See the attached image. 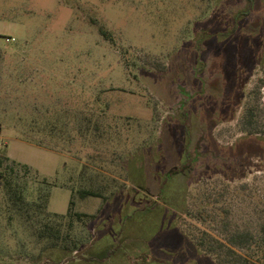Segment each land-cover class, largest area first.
<instances>
[{
	"label": "rangeland",
	"instance_id": "1",
	"mask_svg": "<svg viewBox=\"0 0 264 264\" xmlns=\"http://www.w3.org/2000/svg\"><path fill=\"white\" fill-rule=\"evenodd\" d=\"M263 76L264 0H0V155L15 162L4 164L50 214L74 198L96 216L75 218L87 249L67 262L7 207L0 181V264H218L195 235L221 237L226 217L251 230L264 219ZM250 105L258 135L241 126ZM85 118L107 136L78 134ZM198 148L192 169L161 182ZM114 154L136 156L130 171ZM84 165L121 194L73 197Z\"/></svg>",
	"mask_w": 264,
	"mask_h": 264
},
{
	"label": "trees",
	"instance_id": "2",
	"mask_svg": "<svg viewBox=\"0 0 264 264\" xmlns=\"http://www.w3.org/2000/svg\"><path fill=\"white\" fill-rule=\"evenodd\" d=\"M101 32L103 35L108 36V33L105 30L101 29ZM160 69L164 70L165 66ZM262 88H264V76L259 80L256 91H253L256 94L254 101L258 100ZM241 126L243 131L249 135H258L260 133L258 128L259 126L256 121L255 107L253 105L246 108L245 114L241 120ZM48 128L50 129V134H54L58 127L54 123H48ZM77 131L78 134H82V136L91 133L95 141L101 140L108 134V130L103 127L101 119H95L93 121V119L87 120L85 118L79 125V130ZM98 153L99 154L93 156V161L97 163V159H99L101 162H104L103 157L105 153ZM0 157V168H2L0 170V181L3 183V188L5 190L7 207L16 211L26 221L36 222L31 225L35 231L36 238L39 241H46L48 243V247L50 246L52 248H58L62 251L70 252L72 256L67 259V262L71 263L73 261H80V258L84 256L76 258L73 257V254L80 250L76 239L72 236L75 218L78 219L77 221L86 223V221L90 218L96 219V216L78 212L76 210V202L74 198H72L70 202L67 214H50L47 211L49 198L46 196H39V200L30 201L25 193V188L21 186L16 181L15 176L12 175L14 167L9 164H6L5 166L4 164L9 161L12 164H15V162L5 154L2 156L0 155ZM135 157L136 156L133 155L123 158L121 155H115L114 162L117 161V158L122 159V165H125L123 168L128 172L129 169H127V166H131ZM192 163V160H188L186 166L176 171H183L185 168L190 167ZM24 167L29 170L28 165H24ZM107 179L109 178L103 170H96L91 166L84 165L79 175V188L77 190H73V197L78 195L81 199L100 198L103 202H107L111 196L114 197L116 195V197H118L121 192L118 194L119 192L117 188L116 190L113 189L114 191L112 190V188L116 186V183H118L117 180ZM132 179L133 182H137L134 177ZM138 186H140V184H138ZM121 187H125V185L122 184ZM140 188L145 189L146 187L142 186ZM163 193L164 189L162 190L161 195ZM222 223L224 226L221 229V237L208 231L195 235L194 240L199 250H202L206 254L214 257L218 264L264 263V219L259 223L257 230L243 229L237 225L232 227L230 226L231 224L228 217L223 218ZM118 249L119 247L113 250L110 249L107 257L96 258L94 256L93 258L87 257V259L109 260V258L113 256ZM243 250L249 251V256L244 254ZM148 258L147 256L144 257V255H139L136 259L141 261L140 264H146ZM47 264H53V262L48 261ZM60 264H62V262H60Z\"/></svg>",
	"mask_w": 264,
	"mask_h": 264
},
{
	"label": "flooded vegetation",
	"instance_id": "3",
	"mask_svg": "<svg viewBox=\"0 0 264 264\" xmlns=\"http://www.w3.org/2000/svg\"><path fill=\"white\" fill-rule=\"evenodd\" d=\"M182 104V103H181ZM199 146H200V144H199ZM195 151H196V156L193 154L192 156H190V155H188V158H187V160H186V162H184L182 165H179L178 167L179 168H177L176 170H178V169H180V168H182V167H184V166H186V164H187V161L188 160H192L193 161V163H194V160H195V158L196 159H199L200 157H199V154H200V152H199V148H198V150L197 149H195ZM192 157H194V158H192ZM200 160V159H199ZM192 163V164H193ZM192 166V165H191ZM187 167V168H185V170H183V171H179V172H177L176 170H172V171H170L169 173H167V175H166V177L165 178H163L162 176H160V175H158L159 176V178H160V180H161V182L163 183V181H170V179H173V178H175L177 175H179V174H183L184 172H186V170H189V169H192V167ZM156 171V170H155ZM176 171V172H175ZM175 172V173H174ZM156 174H158V172L156 171ZM161 188H162V185L160 186ZM160 188V194H161V192H162V190H163V188L161 189ZM139 189L141 190L142 188H140L139 187ZM143 190V189H142ZM145 191H147V189H144ZM148 192V191H147ZM151 207H157V205L155 204V205H149V206H147V208H145V209H149V208H151Z\"/></svg>",
	"mask_w": 264,
	"mask_h": 264
},
{
	"label": "water",
	"instance_id": "4",
	"mask_svg": "<svg viewBox=\"0 0 264 264\" xmlns=\"http://www.w3.org/2000/svg\"><path fill=\"white\" fill-rule=\"evenodd\" d=\"M0 131H1V127H0ZM86 249H87V248H86ZM86 249L75 252V253L73 254V257L76 258V257L82 255Z\"/></svg>",
	"mask_w": 264,
	"mask_h": 264
}]
</instances>
